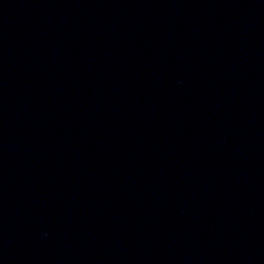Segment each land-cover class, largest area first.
I'll list each match as a JSON object with an SVG mask.
<instances>
[{
  "label": "water",
  "instance_id": "water-1",
  "mask_svg": "<svg viewBox=\"0 0 264 264\" xmlns=\"http://www.w3.org/2000/svg\"><path fill=\"white\" fill-rule=\"evenodd\" d=\"M0 264H264V0H0Z\"/></svg>",
  "mask_w": 264,
  "mask_h": 264
}]
</instances>
